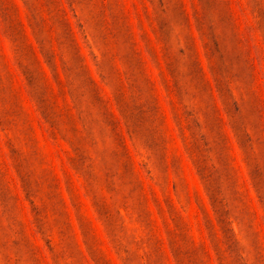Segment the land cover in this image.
Here are the masks:
<instances>
[{"label":"rangeland","instance_id":"obj_1","mask_svg":"<svg viewBox=\"0 0 264 264\" xmlns=\"http://www.w3.org/2000/svg\"><path fill=\"white\" fill-rule=\"evenodd\" d=\"M0 264H264V0H0Z\"/></svg>","mask_w":264,"mask_h":264}]
</instances>
